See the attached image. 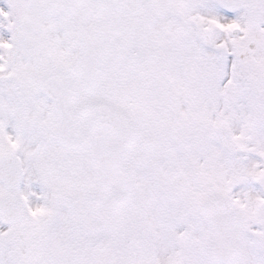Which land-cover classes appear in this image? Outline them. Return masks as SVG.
I'll return each instance as SVG.
<instances>
[{
  "label": "snow or ice",
  "instance_id": "6c2138e0",
  "mask_svg": "<svg viewBox=\"0 0 264 264\" xmlns=\"http://www.w3.org/2000/svg\"><path fill=\"white\" fill-rule=\"evenodd\" d=\"M0 264H264V0H0Z\"/></svg>",
  "mask_w": 264,
  "mask_h": 264
}]
</instances>
